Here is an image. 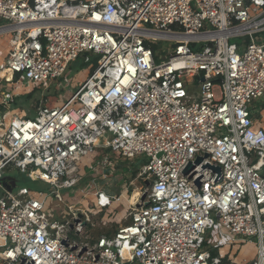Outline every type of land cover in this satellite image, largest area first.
I'll list each match as a JSON object with an SVG mask.
<instances>
[{"label": "built area", "instance_id": "1", "mask_svg": "<svg viewBox=\"0 0 264 264\" xmlns=\"http://www.w3.org/2000/svg\"><path fill=\"white\" fill-rule=\"evenodd\" d=\"M1 35L0 67L24 84L73 61L90 71L62 103L0 124V264H264V0H0ZM98 148L144 159L147 184L124 224L77 242L71 230L106 222L61 190L77 192ZM15 171L48 190L2 180ZM93 194L103 211L123 197ZM236 242L254 244L251 261L222 256Z\"/></svg>", "mask_w": 264, "mask_h": 264}, {"label": "rangeland", "instance_id": "2", "mask_svg": "<svg viewBox=\"0 0 264 264\" xmlns=\"http://www.w3.org/2000/svg\"><path fill=\"white\" fill-rule=\"evenodd\" d=\"M0 38L6 39L8 35H1ZM160 46L159 50L162 57L171 51L166 41H162ZM92 61L94 62L95 59H92ZM89 64L90 63H84L82 61L71 62L65 75L61 79H57L56 83L24 84L17 75L13 77L7 75L5 79H0V97L3 94L10 97L9 100L5 99V101L0 104L3 124L8 125L13 115L32 117L41 106L60 104L65 101L75 90L77 83H81L88 75L90 71ZM0 75H4L3 71H0ZM191 88L192 90L195 89L192 85ZM189 90L190 92L192 91L191 89ZM258 105L262 106L263 111L261 114H264V97L261 99L260 103H255V107H258ZM105 155H108L114 162L115 169L113 172L104 175L101 166H103L104 162L102 158ZM143 161L144 159L140 157L122 159L119 152L100 148L96 149V152L84 157V161L82 160L80 164L76 185L72 187L73 189H77V192L72 194L73 191L64 189L61 190V193L63 194L64 200L68 203H79L90 214L95 215L94 218L105 221L106 225L101 228L87 226L82 233L71 230V236L75 241L93 242V238L100 232L105 230L111 232L119 225L126 222L127 200H132L130 195L136 187L144 189L146 185V182H143L141 179H135V172ZM2 180L16 183V185H27L34 190H48V186L42 181L30 180L25 173L23 174L16 171L14 173L11 172V174L5 173ZM125 187H127L126 191ZM94 188H101L107 191L110 190L112 194L125 191L123 197L117 201L119 202L118 204H121L119 205V209H113L110 213H106L97 208L94 205L95 198L92 195V192L96 190H93ZM67 191L69 195L65 194ZM1 192L2 190L0 189V193ZM57 204H59L58 200L49 199L46 207L50 212L52 211L57 216H60L59 210L61 209H55ZM220 253L223 257L228 256V259L240 263L244 258L251 261L256 254V248L254 244L250 242H236L232 246L220 248Z\"/></svg>", "mask_w": 264, "mask_h": 264}, {"label": "crops", "instance_id": "3", "mask_svg": "<svg viewBox=\"0 0 264 264\" xmlns=\"http://www.w3.org/2000/svg\"><path fill=\"white\" fill-rule=\"evenodd\" d=\"M8 39L6 38V39H2V38H0V61H3L4 62V60H5V57H6V55H7V52H8ZM2 62V63H3ZM3 96V95H2ZM2 102H1V100H0V104H1ZM262 111H263V109H262ZM262 111H261V113H262ZM259 115H257V117H258ZM262 116H264V114H262ZM259 119H260V116L258 117ZM86 159V158H85ZM83 161H84V158L82 159ZM96 188H94L93 190H95ZM98 189H101V188H98ZM104 191H106V192H108V193H110V190L109 191H107V190H104ZM125 191H122V194L124 193ZM94 191L92 192V195H93V197H94ZM119 193V192H118ZM117 194V193H116ZM84 195V194H83ZM95 198V197H94ZM126 201V200H125ZM127 202H128V200H127ZM126 202V203H127ZM119 202H113L112 203V205H111V207L109 208V209H107V210H104L106 213H110V211H113V209L115 210H118L119 209V205H121V204H118ZM127 206V205H126ZM103 211V210H102ZM101 211V212H102ZM109 215V214H108Z\"/></svg>", "mask_w": 264, "mask_h": 264}, {"label": "bare ground", "instance_id": "4", "mask_svg": "<svg viewBox=\"0 0 264 264\" xmlns=\"http://www.w3.org/2000/svg\"><path fill=\"white\" fill-rule=\"evenodd\" d=\"M3 61H0V64H3L2 63ZM0 71H3L4 75H0V79H5L7 75H10L12 76L11 72L9 70H7L5 68V66L3 67H0ZM13 117V116H12ZM2 115L0 116V124L2 123ZM138 194H139V188L136 187V189H134L130 195V197H132V200L128 201V202H135L136 201V198L138 197ZM127 202V203H128Z\"/></svg>", "mask_w": 264, "mask_h": 264}, {"label": "water", "instance_id": "5", "mask_svg": "<svg viewBox=\"0 0 264 264\" xmlns=\"http://www.w3.org/2000/svg\"><path fill=\"white\" fill-rule=\"evenodd\" d=\"M0 116H1V111H0ZM202 160V158L201 157H198L197 159H196V163H198V162H200ZM193 168V164L192 163H189L188 165H187V167L185 168V170H184V173L186 174V173H188L191 169ZM215 170H219V167H213ZM3 184L7 187V188H10V184H8L7 182H3ZM146 184H147V182H146ZM196 184L199 186V180H196ZM144 194H143V196L141 197V200H143L144 199ZM145 203V205L148 203V202H144Z\"/></svg>", "mask_w": 264, "mask_h": 264}, {"label": "trees", "instance_id": "6", "mask_svg": "<svg viewBox=\"0 0 264 264\" xmlns=\"http://www.w3.org/2000/svg\"><path fill=\"white\" fill-rule=\"evenodd\" d=\"M238 41V40H237Z\"/></svg>", "mask_w": 264, "mask_h": 264}]
</instances>
